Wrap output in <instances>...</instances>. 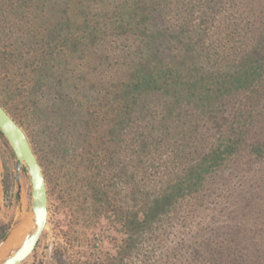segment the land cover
I'll return each mask as SVG.
<instances>
[{
	"label": "trees",
	"instance_id": "trees-1",
	"mask_svg": "<svg viewBox=\"0 0 264 264\" xmlns=\"http://www.w3.org/2000/svg\"><path fill=\"white\" fill-rule=\"evenodd\" d=\"M0 105L81 264H264V0H0Z\"/></svg>",
	"mask_w": 264,
	"mask_h": 264
},
{
	"label": "rangeland",
	"instance_id": "rangeland-1",
	"mask_svg": "<svg viewBox=\"0 0 264 264\" xmlns=\"http://www.w3.org/2000/svg\"><path fill=\"white\" fill-rule=\"evenodd\" d=\"M17 125L25 133L39 163V153L35 154L37 148L35 150L31 143L29 131ZM41 169L43 172L42 167ZM47 192L48 224L35 250L22 264H81L91 260L97 249L101 257L112 254L113 240L110 239L118 238L116 234L107 233L90 222L76 202H67L61 197L58 199L51 197L48 185ZM30 201V185L25 171L22 172L20 193H17L15 157L7 141L0 134V245L12 229L26 218L30 211ZM29 226L30 224L27 223L15 233L14 236H17L18 241L26 234ZM14 243H10L5 248H9Z\"/></svg>",
	"mask_w": 264,
	"mask_h": 264
},
{
	"label": "water",
	"instance_id": "water-1",
	"mask_svg": "<svg viewBox=\"0 0 264 264\" xmlns=\"http://www.w3.org/2000/svg\"><path fill=\"white\" fill-rule=\"evenodd\" d=\"M0 134L5 138L15 157V182L20 193L22 172L30 185V211L26 218L6 236L0 245V264H22L33 253L49 219V201L42 169L23 130L0 105ZM30 224L26 234L9 248L8 241L24 225ZM2 248V251H1Z\"/></svg>",
	"mask_w": 264,
	"mask_h": 264
},
{
	"label": "bare ground",
	"instance_id": "bare-ground-1",
	"mask_svg": "<svg viewBox=\"0 0 264 264\" xmlns=\"http://www.w3.org/2000/svg\"><path fill=\"white\" fill-rule=\"evenodd\" d=\"M16 240L18 241L17 236H13V237L8 241V244H7V245H9L10 243H14V242H16ZM7 245H6V246H7Z\"/></svg>",
	"mask_w": 264,
	"mask_h": 264
}]
</instances>
